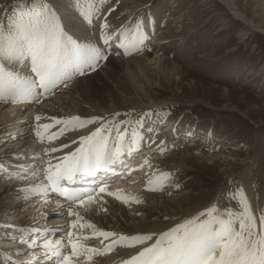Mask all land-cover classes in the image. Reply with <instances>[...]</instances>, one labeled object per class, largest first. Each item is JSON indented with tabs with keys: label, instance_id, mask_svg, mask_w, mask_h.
Wrapping results in <instances>:
<instances>
[{
	"label": "rangeland",
	"instance_id": "rangeland-1",
	"mask_svg": "<svg viewBox=\"0 0 264 264\" xmlns=\"http://www.w3.org/2000/svg\"><path fill=\"white\" fill-rule=\"evenodd\" d=\"M238 1L249 16L254 12L256 17L264 21V0ZM12 2L13 0H0V5L5 6L0 8V20L11 17L9 8ZM48 3L60 15L65 22L66 30L74 38H79L80 42L97 44L107 57L99 63L95 71L87 74L100 71V66L106 65L109 57L113 55L122 57L127 62L144 55L150 62L151 70L158 69L160 63L158 59L166 58L169 60L167 62L171 63V67L177 66L180 72H183L181 79L179 74H175L170 84L162 80L159 72L151 71L155 73L152 80L160 82L153 88L156 93L154 98L162 102L135 107V111L130 109L117 111L116 116H111V112L105 114V112L97 111L90 118L102 117L103 119L96 124H89L77 130H66L63 135L58 136L56 140L63 136L74 140L78 137L74 135L76 132L82 131L78 133L80 136L88 135L103 123L110 129L105 134L108 138L111 136L115 144L118 127L125 134L124 147L128 157L127 146L130 143L129 140H133L131 136H134L133 132H135L136 142L133 146H137L136 152L133 147L132 155L139 154L136 162L142 159L141 163L145 165L142 173H139L143 175L141 178L135 174L138 169H133L135 173L132 174V178L136 181L137 189L131 193L146 192V196L139 203L129 204L131 206L127 209H130L131 218L125 221L126 223L123 221L120 224L115 223L118 217L116 219L113 214L117 208L100 202L102 198L99 199L100 201L97 200L98 204L100 203L98 211L108 222L103 223L92 219L91 210L88 209L89 214L81 211L80 217L83 219L80 220L81 223H87V217H90L91 221H97V224L89 221L96 230L108 226L111 228L107 232L126 236L151 234L155 240L159 234L210 207L220 211L238 210L237 200L241 192L256 209L258 216L259 210L264 209V33L245 26L219 0H105L104 3L95 0L94 6L99 9V12L91 25L82 21L76 13L73 7L74 0H48ZM105 22L109 25L108 32L113 36L108 45H104L100 40L102 31L100 25ZM151 26L154 27L153 31L149 29ZM121 33L126 34L129 40L142 35L143 43H138L136 49L129 48L127 53L126 51L119 53L110 46H119L124 41ZM124 42L127 43V41ZM24 68L29 70L27 67ZM20 71L25 73L23 68H20ZM80 77L74 78L66 88L70 90L72 84ZM223 87H228L230 91L225 94ZM54 96L51 92L42 96L40 100H51ZM196 98L201 100H194ZM8 104L11 105V103ZM138 120L143 121V126L137 123ZM170 121L171 125H168ZM33 126L36 127L34 123L31 127L34 128ZM63 127V124L54 125L43 133H57ZM150 132H152L151 142L155 143L153 146L146 137ZM190 134L191 137L186 139L185 137ZM137 137H145V139L140 140ZM71 140L69 142L72 145L79 143H72ZM108 145L110 149L109 141ZM140 145L143 149L139 148ZM48 150V147L45 148V152ZM131 158L129 160L132 161ZM214 159H216L215 162ZM46 164L44 162L43 166ZM3 174L7 178V174ZM161 174H168V179L161 181ZM150 180L153 181L152 184H149ZM110 185L108 186L112 188ZM151 188L157 190H149ZM97 195L95 200L100 196ZM28 197L26 196L27 199ZM114 197L120 200L116 195ZM165 198L172 201L180 199L183 208L170 214L164 209L155 207L154 202ZM31 203L34 208L30 212L33 215L24 216L21 213L17 216L15 214L17 210L8 209L0 210V219L6 218L17 224L21 223L20 217L34 221L36 216L43 214V211H38L40 204L37 201L32 200ZM118 206L123 205L120 203ZM52 209H48L46 211L48 214L43 215V220L39 223L41 226L46 224L48 226L50 218L58 215L54 213V207ZM144 217L148 222L142 228L128 227L126 229L123 226L129 225V222L138 225L139 220ZM257 227L259 228V221H257ZM1 229L0 225V239L5 240L7 235L14 234V239L21 237L18 233H13L15 231L11 233L8 228ZM74 231L80 237L79 242L82 248H103L101 244L103 237L93 236L92 228L76 226ZM24 238L26 236L15 241L21 243L25 241ZM29 239L37 240V237ZM109 240H104V243L108 244ZM25 249L20 250V253H23ZM12 250H9L11 255L19 252ZM114 250L116 254L122 252L125 257L117 255L115 259L108 260L112 252L99 256L92 254V258H95L94 264H122V261L136 254L137 249L117 246ZM88 255L85 253L74 257V264H76L75 260H82L85 264L89 260ZM7 256L0 253V264H24L21 261L13 263L9 255Z\"/></svg>",
	"mask_w": 264,
	"mask_h": 264
},
{
	"label": "snow or ice",
	"instance_id": "snow-or-ice-1",
	"mask_svg": "<svg viewBox=\"0 0 264 264\" xmlns=\"http://www.w3.org/2000/svg\"><path fill=\"white\" fill-rule=\"evenodd\" d=\"M100 2L104 3L105 0ZM94 3L95 0H74V10L88 25L92 24L99 12ZM3 7L0 5V8ZM9 11L11 17L0 20V102L39 103L42 96L59 86L67 87L74 78L95 71L99 62L107 58L97 44L80 42L79 38H74L48 0H13ZM100 28V40L108 45L113 39L108 32V23H103ZM120 35L127 41L119 45L126 53L129 48L136 49L138 43H143L142 35L131 40L124 33ZM24 67L29 69L27 73H21L20 68ZM40 119V116L36 117V120ZM101 119H82L79 116L53 119L52 124H44L42 128L47 132L54 125H64L57 133L47 136L51 142L66 130L85 128ZM137 123L143 126L142 120ZM109 130L105 125H100L90 134L81 136L75 151L64 155L57 164L48 161V167L43 170L47 184H41L38 188L57 192L67 201L81 206L93 203L97 195L95 190L76 191L63 187L61 182H74L77 174L94 176L97 171L120 162L125 150V134L117 127L116 143L109 149L108 135L105 134ZM36 135L41 140L45 138L41 131H37ZM133 135L136 136V133L133 132ZM137 139L142 140L143 137ZM48 151L55 152L57 149L53 147ZM167 179L168 174H161V181ZM152 183L150 180L149 184ZM104 192L106 186L99 187V193ZM107 194L121 198L119 193ZM129 199L140 202L134 197H127L124 202L127 203ZM237 203L238 210L220 211L210 207L159 234L155 240L151 234L126 236L96 230L92 224H80L82 218L70 210L68 215L77 216L70 226L75 228L79 224L80 227L92 228L93 236L103 237V248H82L79 240L73 242L72 233H67L71 246L69 255H65L59 245L46 243L44 247L48 250L47 254L54 258V264H74L73 258L85 253L89 254L88 259L91 260L92 254L104 255L117 246L137 249L136 254L122 261V264H264V209H260L257 216L256 209L242 192ZM112 237L115 239L104 244V240ZM149 241L152 243L149 244Z\"/></svg>",
	"mask_w": 264,
	"mask_h": 264
},
{
	"label": "bare ground",
	"instance_id": "bare-ground-1",
	"mask_svg": "<svg viewBox=\"0 0 264 264\" xmlns=\"http://www.w3.org/2000/svg\"><path fill=\"white\" fill-rule=\"evenodd\" d=\"M219 1L227 7V9L234 15V17H236L237 19H240L245 24V26H248L249 28H252L256 31H259L260 33H264V21L261 20L260 17H256V14L254 12L252 13L251 16H249L248 13L239 4L238 0H219ZM149 29H152L153 31L154 27L151 26V28ZM110 34L112 35V33ZM158 61L160 62L158 69L151 70V68L149 67L150 62L147 60V58H145L144 55L130 62L129 61L127 62L122 57H115L113 55L109 57L106 65L100 66L101 67V69H99L100 71H97L92 74H86L83 77L81 76L75 82L73 81L74 83L72 84V88L70 90L67 89L68 86L67 88L58 87L57 89H54L53 92H55L54 94L55 96L52 99L49 98L51 100H45V101L40 100L39 103L32 102L30 104L11 103V102L1 103L0 102V164L3 165V167L0 168V176H1L0 177V208L1 207L3 208L0 210H3V211H6L8 209L17 210L15 213L17 214V216L21 213H23L24 216H26L27 214L33 215V213L30 212L34 208L33 204L31 203L32 200L27 199L26 196H29V197L36 196L37 197L36 199L38 200V203L40 204L38 211H43V214H41V216L35 217V220L33 223L31 222V220H29V218H24V217H20V221H21L20 224L11 222L7 220L6 218L0 219V225L2 226L3 230L8 228L9 230H11L10 231L11 233L14 230H16V231L21 232V234H24L23 236L32 234L34 235L33 238L37 237V240L28 238V239H25V241H22L20 243V242L15 241L18 239H14V236L7 235V238H6V235H5V238H6L5 240L4 238L0 239V253L1 254H4L5 256L7 255L11 256L13 261H17V262L21 261V262H24V264H26L29 258L33 255V253H39V250L43 247L41 246L43 241L36 242V241H39V238L41 239L44 238L43 235L45 234L49 235L50 237L54 236L53 234L54 231L56 229H59L61 231V234H59L60 236L57 235L55 239H61L63 234L66 231V230L63 231L62 226L59 224V222L62 219L64 218L66 219L65 214L63 213L55 215L54 217L50 218L49 220L50 222L48 226H45L44 229H40L37 231L36 227H34V224H38L40 223L41 220H43V215L46 213V211L48 209H52L50 208L53 205V203L50 201L51 199H53L52 195L54 196V198H56V196L59 195V193L57 192H54L51 190H44V189L38 188V186L41 184H47V181L44 179V172H43V170L48 167L47 162L51 161L53 165L57 164L59 160L63 158L64 155H67L70 152L75 151L79 143L72 145L69 142L72 138L70 139L65 136L59 138V140L50 142L47 139V136L49 134H46V133L44 134L45 138L41 140L36 135L37 131L44 132V129H42V125L52 124L53 119H68L73 116H79L82 119H89L97 111L105 112V114L111 112L112 113L111 116L112 115L116 116L117 111H128L129 109L135 111L134 110L135 107H141V106L143 107L146 105H152V104H157V103L162 102L161 100H156L154 98L156 93L153 88L157 87L160 84V82L153 81L152 77H154L155 73L159 72L161 74L162 80L171 84L174 79L173 78L174 75L179 74L180 79H181L183 72H180L177 66L171 67L172 66L170 65L171 63H168L167 61L169 60L166 58L158 59ZM23 70H24L23 72L25 73L29 71L26 68H23ZM151 71H155V73L154 72L151 73ZM193 81L195 80L193 79ZM223 91L226 94L228 91H230V89L228 87H223ZM70 92H74V93H70ZM194 100H201V99L196 98ZM8 103H11V105H9ZM37 116H40L41 119L36 120ZM33 123L36 126V127L33 126L34 128L31 127ZM79 132L82 133V131H79ZM79 132H76L74 134L75 136H78V137L74 140H71L72 143L74 141L79 142V138L83 136L82 134L80 136V134H78ZM75 136H72V137L74 138ZM146 137L148 138V141L151 142L152 132H150L149 135H146ZM131 138H133V140L132 139L129 140L130 143L127 146V152H129L128 156L132 155L133 147H134V151H136V146H137V145L133 146V141L135 140V136H131ZM143 139H145V137ZM153 144L152 142L150 143V145L152 146ZM47 147L49 149L54 147L57 149V151L55 152L46 151L45 152V148ZM71 147H74L73 150L67 151ZM181 150H184V149H181ZM123 155L124 154L121 155L120 161L122 159H128V157H124ZM197 157L200 158L202 156H197ZM210 158L212 157L210 156ZM215 160L216 159H214V162ZM44 161H46L47 164L43 166ZM116 167H119L118 163L110 166V171H115ZM27 168L28 169L30 168L33 170L31 174H28L29 172L26 171ZM127 172H129V170ZM3 173L7 174V178H5V175ZM2 175L4 176L2 177ZM29 177L32 178L31 181L29 180L27 181ZM81 179L82 178H77V180H79V182L77 181L79 185L83 182L82 181L83 179L82 180ZM127 181L128 180L126 179H121V180H118V182L116 183H111L112 185H110L109 183L106 184L107 186L110 185L114 188L110 189V187L108 186L106 187V192L104 193H99V188L89 187L90 189L96 188L95 192L99 193L98 195H100L98 199H101V198L103 199L102 201L99 200L100 202H103L105 205H108V206L113 205V207L117 208V210L114 211L113 216H116V219L118 217V221H115V223H118V224L122 223V221L125 222L129 218H131L130 209H127V207L131 206L129 204H135L137 202L135 199H129L126 206H118L119 202L120 203H124V202L120 200L119 202H117L116 198L113 197L114 195L109 196L107 192L116 193L114 192V190L119 192L120 191L119 189L123 188L122 197L138 198L140 202L142 201V198L146 196L145 191H144L145 193H141V192L131 193L133 189L136 187V184H135L136 181L135 180H133L132 182H130L131 180H129V182ZM33 189H37V190H33ZM73 189H76V188L73 187ZM18 198L20 201L19 200L13 201ZM96 200L91 204L86 203L84 206H82L80 211H82L83 213L84 212L88 213V209H90L91 210L90 216L92 219L98 220L99 222L102 221L103 223H106L108 221H105V217H103L102 214L99 213L98 210L100 209V203L98 204ZM47 202H48V205L46 206ZM154 205L155 207L160 208V210L164 209L168 213L174 212V211H177L178 209L183 208L182 201L178 198L175 199L174 201H172L171 199L165 198L162 201H156V203L154 202ZM78 209H79L78 207H75L76 211ZM110 210L113 212L112 209ZM94 222L95 224H97V221H93V220L91 221L92 224H94ZM147 222L148 220L144 217L139 220L138 225H136V223L134 222L133 223L129 222V225L127 224L126 225L122 224V225L124 226V228L126 227V229L128 227H132L130 229H133V228L137 229L138 227L142 228V226H144ZM53 224H57V225H53ZM47 227H50V228L48 229ZM25 229H27V232H25ZM46 230H48V233H45ZM39 233H41V235ZM58 243L59 242L55 240L54 244H58ZM16 245H18L17 248H16ZM23 248H30L29 249L30 256L27 259L22 257L20 253L19 254L21 257H19L18 260L15 255L10 254V251H9L10 249L11 250L13 249L12 251L15 252L17 250L20 251ZM117 255L121 256L122 258L125 257L122 252L118 254L113 253L111 256H108V260L112 258L115 259ZM47 259L51 260L52 258H49V257L46 258V260L42 261V264L47 263L48 261ZM94 261H95V258H91V260H87L85 264H94L95 263ZM100 262L102 263V261H99V263ZM75 263L83 264V261L75 260Z\"/></svg>",
	"mask_w": 264,
	"mask_h": 264
}]
</instances>
